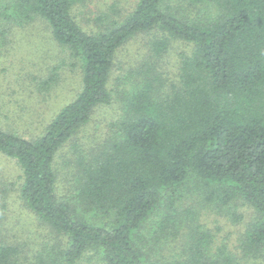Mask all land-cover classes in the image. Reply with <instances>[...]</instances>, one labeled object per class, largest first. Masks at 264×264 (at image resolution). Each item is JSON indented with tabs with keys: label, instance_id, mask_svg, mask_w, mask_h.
<instances>
[{
	"label": "trees",
	"instance_id": "obj_1",
	"mask_svg": "<svg viewBox=\"0 0 264 264\" xmlns=\"http://www.w3.org/2000/svg\"><path fill=\"white\" fill-rule=\"evenodd\" d=\"M82 1L0 0V39L12 25L44 20L81 72L76 97L41 133L28 138L0 125V154L22 178L14 188L0 177V264H78L89 253L104 264H157L145 232L160 211L156 240L187 228L168 264L264 263V0H190L211 19L170 0H137L124 17L113 9L108 26L91 30L78 19ZM146 32L155 38L150 54L136 57L135 83L113 87L119 53ZM172 41L190 50L180 53L176 71H164ZM55 82L42 84L47 90ZM114 94L122 115L102 143L82 150L80 130ZM72 140L75 149L64 154ZM191 182L206 203L242 199L253 209L237 253L212 252L213 233L194 212L192 221L180 216ZM13 191L26 213L11 209ZM23 214L46 242L20 239Z\"/></svg>",
	"mask_w": 264,
	"mask_h": 264
},
{
	"label": "rangeland",
	"instance_id": "obj_2",
	"mask_svg": "<svg viewBox=\"0 0 264 264\" xmlns=\"http://www.w3.org/2000/svg\"><path fill=\"white\" fill-rule=\"evenodd\" d=\"M136 2L137 0H83L77 4L76 12L78 19L87 29H104L112 22L109 15H117L112 12L113 9L119 12L116 19H120L134 7ZM167 2L188 9L194 17L198 16V12L204 18L214 17L211 13L198 11L200 7L190 6V0ZM154 38L153 32L140 34L138 39L128 43L119 53L116 73L112 79L113 87L120 85V88L124 86L129 88L135 83L139 69L138 60L150 54ZM186 50L189 51L190 47L185 43L172 41L168 55L161 57L162 69L176 71L180 66V53ZM74 62L66 49L53 39L51 30L44 20L37 19L25 25L8 27L6 36L0 39V125L4 129L19 132L28 138L41 133L51 116L73 100L80 90L81 72ZM50 77L56 79V82L46 90V86L44 87L42 83ZM121 115L122 101L119 95L114 94L110 104L100 105L94 109L90 122L80 130L78 134L82 143L80 148L89 151L102 143L112 132V123ZM73 142L70 141L64 147V154L73 152L75 149ZM20 174L17 163L0 154V177L4 176L7 181L14 183V188H18L22 182ZM16 194L17 191H13L11 209L15 212L17 207V210L24 212V208L20 206L22 202ZM203 197L195 184L189 183L179 200L180 216L184 220L192 221L191 213L197 215L198 221L214 235L212 252L227 246L237 253L241 233L246 222L252 217L253 209L242 199L234 201L231 205L221 206L217 203H206ZM18 217L20 239L29 237L32 243L33 240L37 242V239H41V242L37 243L46 242L43 239L47 237V233L37 231L33 216L23 214ZM160 220L161 211L149 219L148 230L145 232L146 247L150 249L151 259L154 262L168 264L172 257H176L181 252L183 235L187 228L180 226V234L176 235L167 233L165 236L166 233H157L160 239L156 240L153 230L158 228L157 223ZM247 260L248 258H241L238 264H264L261 259ZM78 264H104V261L99 255L89 253L86 259L83 258Z\"/></svg>",
	"mask_w": 264,
	"mask_h": 264
}]
</instances>
